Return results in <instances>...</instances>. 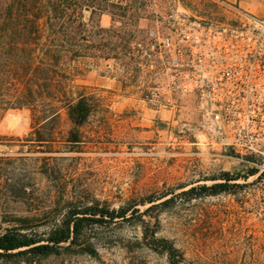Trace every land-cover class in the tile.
<instances>
[{
	"label": "rangeland",
	"instance_id": "obj_1",
	"mask_svg": "<svg viewBox=\"0 0 264 264\" xmlns=\"http://www.w3.org/2000/svg\"><path fill=\"white\" fill-rule=\"evenodd\" d=\"M91 1L95 14L90 18L84 11L85 21L116 34L103 35L100 43L93 35L100 48L64 65L72 93L83 91L93 104L79 129L82 142L65 144L62 135L71 126L61 123L52 144L28 143L29 112L3 115L0 233L15 218L35 217L41 225L60 220L69 203L124 209L130 219L84 227L92 255L61 250L4 258L0 264H168L142 243L145 225L147 233L173 243L182 264H264V173H258L264 157H240L178 133L177 123L197 126L196 103L167 88L170 53L148 38L150 31L177 38L192 20L234 24L243 13L264 19V0H110L119 8ZM225 173L234 179L228 192L181 194L223 183ZM10 179L29 182L32 193L17 197Z\"/></svg>",
	"mask_w": 264,
	"mask_h": 264
},
{
	"label": "trees",
	"instance_id": "obj_2",
	"mask_svg": "<svg viewBox=\"0 0 264 264\" xmlns=\"http://www.w3.org/2000/svg\"><path fill=\"white\" fill-rule=\"evenodd\" d=\"M105 1L108 6L120 7ZM94 9L91 0H0V119L8 111H28L32 127L26 142L38 146L52 144L57 138L55 128L61 123L71 126L62 135L65 144L77 146L82 142L79 129L90 117L93 104L83 91L72 93L64 65L100 48L101 44L91 41L93 35L100 37V43L103 35L116 34L113 28L89 26L84 11H90L92 18ZM5 140L0 137V144ZM10 180L11 192L17 197L32 193L29 182ZM221 180L224 182L192 187L181 194L196 191V196L201 197L228 192V183L234 179L225 173ZM167 203L169 199L148 209ZM69 208L62 219L43 225L35 217L15 218L0 233V259L46 257L61 250L92 255L94 251L87 247L83 237L84 227L130 219L126 217L127 210L98 204L80 208L69 203ZM40 226H45L43 233L38 231ZM145 228L142 243L146 248L164 255L168 264H182L183 255L173 243L157 238L155 232L147 233Z\"/></svg>",
	"mask_w": 264,
	"mask_h": 264
},
{
	"label": "built area",
	"instance_id": "obj_3",
	"mask_svg": "<svg viewBox=\"0 0 264 264\" xmlns=\"http://www.w3.org/2000/svg\"><path fill=\"white\" fill-rule=\"evenodd\" d=\"M148 38L170 53L167 88L196 103L197 126L177 123L178 133L240 157H264V19L243 13L234 24L192 20L177 38L153 31Z\"/></svg>",
	"mask_w": 264,
	"mask_h": 264
}]
</instances>
